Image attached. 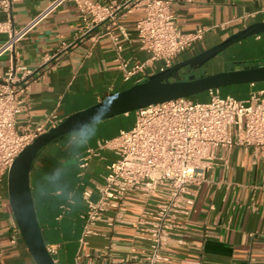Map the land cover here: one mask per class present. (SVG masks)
<instances>
[{"label": "crops", "instance_id": "crops-1", "mask_svg": "<svg viewBox=\"0 0 264 264\" xmlns=\"http://www.w3.org/2000/svg\"><path fill=\"white\" fill-rule=\"evenodd\" d=\"M51 1L15 0L11 7V26H23ZM171 13L176 28L183 34L199 27L207 29L193 50L178 56L173 65L214 47L253 23L264 22V0H173ZM141 17L142 10H134L111 28L121 47L120 56L129 67L146 59V54L138 49L134 30ZM3 21L4 15L0 12V23ZM80 29L77 10L68 2L38 23L16 44L12 54L0 55V79L10 61L35 75L23 108L15 116L17 126L32 128L46 124L50 128L47 124L50 117L57 124L157 74L155 63L124 81L114 62L108 35H99L101 28L98 27L80 36ZM247 38L246 42L235 44L226 58L264 59V32ZM4 40L5 36L0 34V46ZM45 57L49 58L47 63H43ZM189 70L186 68L184 73H190ZM168 80L182 81L179 72ZM256 90L264 91V83L228 87L218 92L220 96L244 100ZM207 97L205 93L204 102ZM133 121L134 114H128L95 124V135L82 149V158L88 150L93 155L84 168H73L66 176L67 185L80 194L82 201L70 212L62 207L59 198H41L35 191L46 173L68 163L67 136L47 144L37 153L28 175L29 189L43 243L54 249L50 255L54 264H112L114 259H128L132 253L147 250L148 243L134 237L135 222L142 210H152L158 200L145 199L137 192L125 197L122 223L109 228L98 222L92 228L93 235L81 237L85 212L82 193L89 191L90 199L96 200L106 167L115 159L112 152L98 148L97 143L113 138L119 131L129 130ZM189 190L192 206L187 217L176 220L177 229L165 248L166 264H264V181L260 163L253 160L250 149L237 146L229 153L217 150L203 180ZM0 264H34L8 206L6 175L0 182Z\"/></svg>", "mask_w": 264, "mask_h": 264}, {"label": "built area", "instance_id": "built-area-1", "mask_svg": "<svg viewBox=\"0 0 264 264\" xmlns=\"http://www.w3.org/2000/svg\"><path fill=\"white\" fill-rule=\"evenodd\" d=\"M15 0H0V34L5 40L0 55L13 53L16 44L33 28L65 3L74 4L81 24L80 36L94 28L99 35H108L114 50V62L127 81L145 68L158 64L157 73L172 66L181 54L192 51L207 31L199 27L191 33H181L171 13L173 0H118L108 4L87 0H52L19 28L11 26V7ZM141 9L142 17L134 30L138 49L146 54L139 64L128 66L121 56L117 37L111 33L117 21L134 10ZM47 57L43 63L48 62ZM34 73L10 61L0 79V182L13 160L49 127L45 125L17 126L15 116L23 108ZM206 102L178 98L150 105L134 111V121L127 131H119L113 138L97 143L98 148L112 152L115 159L106 167L97 198L82 193L85 212L82 216V239L93 235L98 222L113 228L122 223L125 197L137 192L143 198L158 202L152 210L144 209L135 222L134 237L148 243L146 251L132 253L128 259H114L112 264H166L165 248L177 229L178 217L185 218L192 206L190 186H197L210 168L215 152L229 153L234 147L250 149L254 161H259L264 181V91H251L246 99L220 96L210 90ZM53 117L47 124L54 127ZM93 155L88 150L79 168ZM51 255L52 247H45Z\"/></svg>", "mask_w": 264, "mask_h": 264}, {"label": "water", "instance_id": "water-1", "mask_svg": "<svg viewBox=\"0 0 264 264\" xmlns=\"http://www.w3.org/2000/svg\"><path fill=\"white\" fill-rule=\"evenodd\" d=\"M264 32V22L253 23L214 47L173 64L163 72L132 85L84 110L75 112L39 135L13 160L6 173V197L19 236L34 264H54L47 253L35 217L28 175L37 153L47 144L65 136L75 127L95 124L178 98H192L210 90L264 83V61L250 62L248 67L204 75L184 81H169L184 68L194 69L245 38Z\"/></svg>", "mask_w": 264, "mask_h": 264}, {"label": "clouds", "instance_id": "clouds-1", "mask_svg": "<svg viewBox=\"0 0 264 264\" xmlns=\"http://www.w3.org/2000/svg\"><path fill=\"white\" fill-rule=\"evenodd\" d=\"M95 131V121H92L79 125L68 133L66 140L68 163L61 164L42 177L35 189L38 197H57L62 202V207L69 212L81 204L80 194L69 188L66 176L73 168L79 166L83 156L82 149L87 147Z\"/></svg>", "mask_w": 264, "mask_h": 264}, {"label": "rangeland", "instance_id": "rangeland-1", "mask_svg": "<svg viewBox=\"0 0 264 264\" xmlns=\"http://www.w3.org/2000/svg\"><path fill=\"white\" fill-rule=\"evenodd\" d=\"M250 38H247L245 40H249ZM245 40H243V42ZM234 46L235 45H232L229 48L225 49L224 51L216 55L211 60L207 61L205 64H203V66L196 69L195 71H192L190 73H184L186 68L180 70L179 74L181 75L182 81L190 79V78L191 79L198 78V77H201L202 75H211V74L218 73V72H226V71L241 69L245 66H248L249 63L253 61H264V59L260 60V58L250 59V58H247V56H237V57H234L233 59L232 58L229 59L228 57L226 58V56H228L230 50H232ZM219 91H222V89H220ZM204 94L205 93L195 96L194 101L199 102V103L205 101L203 99ZM132 114L133 113H131L130 116H132Z\"/></svg>", "mask_w": 264, "mask_h": 264}, {"label": "flooded vegetation", "instance_id": "flooded-vegetation-1", "mask_svg": "<svg viewBox=\"0 0 264 264\" xmlns=\"http://www.w3.org/2000/svg\"><path fill=\"white\" fill-rule=\"evenodd\" d=\"M204 64H205V63H204ZM202 66H203V65H202ZM198 68H200V67H198ZM198 68L190 69L189 72L195 71V70L198 69Z\"/></svg>", "mask_w": 264, "mask_h": 264}, {"label": "trees", "instance_id": "trees-1", "mask_svg": "<svg viewBox=\"0 0 264 264\" xmlns=\"http://www.w3.org/2000/svg\"><path fill=\"white\" fill-rule=\"evenodd\" d=\"M219 91V90H218ZM192 100H194V97L191 98ZM204 102V101H203Z\"/></svg>", "mask_w": 264, "mask_h": 264}]
</instances>
